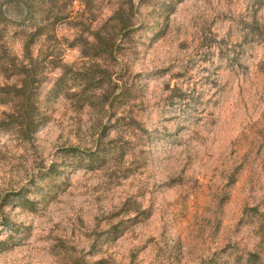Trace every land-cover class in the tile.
<instances>
[{"label":"rangeland","instance_id":"374dc122","mask_svg":"<svg viewBox=\"0 0 264 264\" xmlns=\"http://www.w3.org/2000/svg\"><path fill=\"white\" fill-rule=\"evenodd\" d=\"M22 65L0 264H264V0H0V91Z\"/></svg>","mask_w":264,"mask_h":264},{"label":"trees","instance_id":"16d2710c","mask_svg":"<svg viewBox=\"0 0 264 264\" xmlns=\"http://www.w3.org/2000/svg\"><path fill=\"white\" fill-rule=\"evenodd\" d=\"M26 52L27 46L25 47ZM16 74L19 76V82L9 89H1V103L8 105L20 122L18 127L23 132L25 129L29 135L34 132L33 117L37 112L36 107V76L37 66H17ZM1 88V87H0Z\"/></svg>","mask_w":264,"mask_h":264}]
</instances>
